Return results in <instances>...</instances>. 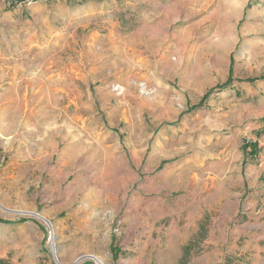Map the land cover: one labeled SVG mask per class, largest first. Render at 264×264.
I'll return each mask as SVG.
<instances>
[{"label": "rangeland", "instance_id": "obj_1", "mask_svg": "<svg viewBox=\"0 0 264 264\" xmlns=\"http://www.w3.org/2000/svg\"><path fill=\"white\" fill-rule=\"evenodd\" d=\"M263 76L264 0H0V264H264Z\"/></svg>", "mask_w": 264, "mask_h": 264}, {"label": "bare ground", "instance_id": "obj_2", "mask_svg": "<svg viewBox=\"0 0 264 264\" xmlns=\"http://www.w3.org/2000/svg\"><path fill=\"white\" fill-rule=\"evenodd\" d=\"M22 212V211H21ZM20 212V215L22 214V215H24V216H30V215H34L36 218H38V219H40V220H45L46 221V224H47V226H49L50 228H52V225H51V223H49L46 219H44V217H42L41 215H38V214H30V213H21ZM19 215V216H20ZM53 228H54V226H53ZM52 228V229H53ZM56 241H55V236H53L52 237V240H51V244H50V248H51V250H52V252H53V254H54V256L57 258V253H58V251H59V248H58V246H57V244L55 243ZM86 258H88L87 256H84V257H81V258H79L74 264H81ZM95 260H96V262H97V264H106L105 263V261L103 260V259H100V258H97V257H93ZM58 264H60V263H58Z\"/></svg>", "mask_w": 264, "mask_h": 264}, {"label": "built area", "instance_id": "obj_3", "mask_svg": "<svg viewBox=\"0 0 264 264\" xmlns=\"http://www.w3.org/2000/svg\"><path fill=\"white\" fill-rule=\"evenodd\" d=\"M41 0H8V6L14 9H30L34 7Z\"/></svg>", "mask_w": 264, "mask_h": 264}, {"label": "trees", "instance_id": "obj_4", "mask_svg": "<svg viewBox=\"0 0 264 264\" xmlns=\"http://www.w3.org/2000/svg\"><path fill=\"white\" fill-rule=\"evenodd\" d=\"M260 79H261V80H264V76L261 77ZM255 81H256V79H250V80H248L249 83H253V82H255ZM230 82H231L230 79H228V81L226 82V84H229ZM222 87H223V86H222ZM209 96H210V92L204 96L203 100H207V99L209 98ZM249 148L252 149V150H251V154H252V156H256V155H257V146L254 145V144H251V143L245 145V150H246V149H249Z\"/></svg>", "mask_w": 264, "mask_h": 264}, {"label": "crops", "instance_id": "obj_5", "mask_svg": "<svg viewBox=\"0 0 264 264\" xmlns=\"http://www.w3.org/2000/svg\"><path fill=\"white\" fill-rule=\"evenodd\" d=\"M261 226H262V224H261ZM238 264H247V263L240 262V263H238ZM249 264H253V263L251 262V263H249Z\"/></svg>", "mask_w": 264, "mask_h": 264}]
</instances>
